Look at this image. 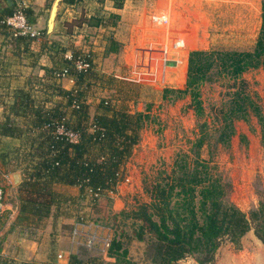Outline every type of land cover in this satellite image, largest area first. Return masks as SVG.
Here are the masks:
<instances>
[{
  "label": "trees",
  "instance_id": "16d2710c",
  "mask_svg": "<svg viewBox=\"0 0 264 264\" xmlns=\"http://www.w3.org/2000/svg\"><path fill=\"white\" fill-rule=\"evenodd\" d=\"M262 2L261 26L251 52L218 49L189 52L185 90L197 118L204 115L203 104L197 100L202 79L206 80L214 70L221 76L231 77L264 66V0ZM114 3L121 7L122 0H114ZM13 12V5L5 6L0 21ZM25 14L28 18V8ZM1 26L9 30L5 23L1 22ZM223 54L225 61L220 62ZM67 62L77 87L63 90L56 86L50 90L66 99L63 106L61 103L48 109L35 106L27 93L21 104L18 103L19 107L33 113L32 127L40 130V138L33 148L38 160L17 185L19 206L11 229L42 228L51 208L61 201L62 197L55 189L57 184L78 187L81 197L88 195L87 189L98 193L91 197L89 217L93 224L99 222L93 217L103 215L99 199L104 191H115L125 179L126 161L138 144L139 131L148 117L140 111L129 113L112 109L107 100L99 103L104 112L91 116L83 89L89 86L90 78L99 77L93 70L75 71L70 60ZM168 92L165 90L164 95ZM182 96L176 94L174 97ZM64 107L69 108L72 121L67 119L66 111L62 110ZM250 115L256 117L260 126L264 149V113L243 84L232 92L231 100L221 111L217 141L227 143L235 134L234 121L247 120ZM59 123L76 134V140L56 132ZM0 134L11 135L12 131L6 126ZM210 137L209 126L204 120L190 147L176 152L171 169L160 170L152 181L143 183L148 200L136 201L133 206L113 214L114 220L121 225L129 224L130 230L120 228L109 237L106 255L114 258V262H103L99 254L89 256L91 264H138L131 258L125 240L144 242V256L149 264H176L188 256L194 257L198 264H213L221 237L228 236L237 243L250 228L264 243V201L243 212L227 199V185L213 172L211 155L208 159L202 156L203 148L210 146ZM1 245L0 242V248ZM80 247H77L78 251ZM94 249L100 251V245ZM82 261L77 253H71L68 264H82Z\"/></svg>",
  "mask_w": 264,
  "mask_h": 264
},
{
  "label": "crops",
  "instance_id": "0c3cea01",
  "mask_svg": "<svg viewBox=\"0 0 264 264\" xmlns=\"http://www.w3.org/2000/svg\"><path fill=\"white\" fill-rule=\"evenodd\" d=\"M14 2L0 0V15L5 6ZM27 2L28 18L42 31L40 38L14 37L0 21V130L7 126L12 131L11 135L0 134V160L16 185L38 160L33 148L40 138V130L32 127L33 113L19 107L18 103L21 104L27 93L35 106L47 109L58 103L63 106L66 99L50 90L56 86L71 90L77 84L72 76L57 79L53 72L68 64L64 55L80 48L83 40L85 43L94 40L93 71L99 76V79L90 78L89 87L83 89L89 114L93 116L104 112L96 97L100 92L95 85L104 93L112 90L111 83L123 78L119 74L122 68H139L136 74L144 76L135 81L156 80V84L162 86H179L186 82L190 51L241 48L236 47L237 44H246L248 36L230 42L227 30L230 13L237 17L242 15L248 22L253 16L250 5H257L253 0H122L121 7H116L114 0ZM53 6L55 16L49 25ZM152 13L168 16L166 28L151 24L149 15ZM104 16H109L110 25L100 27ZM226 21L227 27L220 29ZM178 40L183 42L182 47L175 45ZM154 68H162V74ZM62 110L72 121L69 108ZM134 169L129 165L130 180ZM130 180L122 181L113 192L104 191L99 202L112 200V209H115L118 200L134 192ZM55 189L62 198L51 208L42 228L11 229L14 220L1 224L0 264H68L71 253H77L82 264H91V258L77 250L70 236L77 216L80 213L91 215V198L89 195L81 197L76 186L57 184ZM58 254L62 257L58 258ZM98 257L103 262H114V258L106 255Z\"/></svg>",
  "mask_w": 264,
  "mask_h": 264
},
{
  "label": "rangeland",
  "instance_id": "374dc122",
  "mask_svg": "<svg viewBox=\"0 0 264 264\" xmlns=\"http://www.w3.org/2000/svg\"><path fill=\"white\" fill-rule=\"evenodd\" d=\"M253 1L257 2V5H250L253 16L248 22L245 18H241L242 15L237 17L230 13L229 24L226 21L224 26H220L221 29L229 25L227 30L230 32V42L235 43L233 40H239L240 36L243 38L248 36L245 39L246 44L238 43L236 47L241 48L231 47L230 51L246 53L254 49L261 26L263 0ZM216 49L227 51L224 48ZM223 56L224 54L219 58L220 62L225 61ZM138 69L122 68L119 74H122L124 79H115L116 82L111 83L112 90L109 89L105 93L98 84L95 85L100 92L96 93L98 102L107 100L112 109L130 113L140 111L148 117L139 131V142L132 149L125 164L123 181L130 180L129 165L135 168L130 180L133 182L134 192L118 200L117 205L115 204L117 209H112V200H102L100 206L103 215L93 216L98 218L99 222H95L87 230L105 237H111L120 228L129 231V224L121 225L118 220H114L113 214L118 211L122 203H124L123 208H129L136 201L148 200L143 191V183L152 181L158 171L171 169L176 152L190 147L199 125L204 120L209 126L211 137L210 146L203 148L202 156L208 159L211 155L210 165L213 166V172L227 185V199L243 212H248L256 207L259 201H264V149L261 146L260 126L256 117L250 115L247 120H235V134L227 143L217 141L222 122L221 111L231 100L232 92L242 87V84L246 91L255 97L264 113V66L231 77L221 76L214 70L206 80L202 79L197 94V100H200L204 107V115L200 118L195 116L190 106L191 98L185 90L186 82L179 86L170 84L162 86L156 84V80L149 83L135 81L137 77L144 76L136 74ZM160 69L162 68H154L156 72L162 74L163 69ZM165 90L169 91L167 96L164 95ZM176 94L183 96L175 98ZM0 186L4 192L1 226L7 220H15L19 206L17 185L10 175L6 174L1 160ZM89 220L92 222V217H89ZM1 236L0 231V238ZM125 242L131 258L138 264H149L144 256V242L136 240H125ZM80 252L85 257L102 255L99 250H89L82 246ZM176 264L198 263L194 257L188 256ZM213 264H264V243L256 237L252 228L246 231L237 243L232 242L228 236H223L219 241Z\"/></svg>",
  "mask_w": 264,
  "mask_h": 264
},
{
  "label": "built area",
  "instance_id": "2783aa9c",
  "mask_svg": "<svg viewBox=\"0 0 264 264\" xmlns=\"http://www.w3.org/2000/svg\"><path fill=\"white\" fill-rule=\"evenodd\" d=\"M14 12L4 18L3 23L9 28L10 33L14 37L22 36L29 39H38L42 36V31L36 28L27 18L25 14V9L28 8L27 0H15L14 4ZM149 20L151 24L157 28H166L169 22V18L167 15L163 13H152L149 15ZM109 16L101 17L100 27L109 26ZM84 40L79 44L76 51L67 52L64 57L67 60H70L71 67L75 71L86 72L88 70H93L94 65V48L92 45L94 44V40L90 39L88 42L84 44ZM175 45L177 47H182L183 42L178 40ZM53 76L57 79H62L68 76H74L70 73L69 66H63L60 69L54 70ZM76 106V105H75ZM56 132L60 134L67 135L70 140H76L77 135L71 131H67L63 125V123H59L56 128ZM113 192V191H111ZM87 194L91 198L92 196H98V193L87 189ZM3 188L0 186V220L1 214L3 210ZM93 224L89 220V217L85 214H79L77 216L76 222L71 231V238L76 247L84 246L88 249H94L98 244L100 245V253L102 255H106V249L109 245V237L101 236L96 234L95 232L88 231V227ZM107 256V255H106ZM62 254H58V258H61Z\"/></svg>",
  "mask_w": 264,
  "mask_h": 264
},
{
  "label": "water",
  "instance_id": "95a60500",
  "mask_svg": "<svg viewBox=\"0 0 264 264\" xmlns=\"http://www.w3.org/2000/svg\"><path fill=\"white\" fill-rule=\"evenodd\" d=\"M55 11H56V8H55V6H53L51 14H50L49 25H52V21H53L54 16H55Z\"/></svg>",
  "mask_w": 264,
  "mask_h": 264
}]
</instances>
